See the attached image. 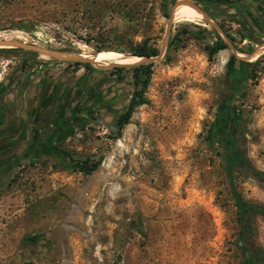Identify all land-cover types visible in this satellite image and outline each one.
<instances>
[{"label":"rangeland","instance_id":"obj_1","mask_svg":"<svg viewBox=\"0 0 264 264\" xmlns=\"http://www.w3.org/2000/svg\"><path fill=\"white\" fill-rule=\"evenodd\" d=\"M177 1L0 0V41L109 58L97 63L101 70L0 48V83L7 91L14 94V80L45 72L67 83H103L99 90L114 93L121 106L136 70L107 66L124 65L117 59L132 58L141 45L158 56L172 14L160 60L143 67L145 103L134 107L119 133L114 120L122 109L90 105L87 122L80 127L75 118L73 133L59 139L71 160H98L94 171L79 173L70 161L48 155L52 161L45 157L1 176L0 264H242L246 251L264 256V218H246L240 236L224 171L229 149L252 171L264 172V53L242 62L247 67L233 64L236 74H248L234 92L225 66L231 50L225 46L208 58L215 32L201 18L175 16L190 9L172 11ZM208 11L237 56L248 57L264 42L245 13ZM185 28L203 29L204 37ZM226 104L235 146L209 133ZM232 184L244 201L264 208V184L252 173L236 169Z\"/></svg>","mask_w":264,"mask_h":264},{"label":"crops","instance_id":"obj_2","mask_svg":"<svg viewBox=\"0 0 264 264\" xmlns=\"http://www.w3.org/2000/svg\"><path fill=\"white\" fill-rule=\"evenodd\" d=\"M90 83H67L45 72L11 83L14 94L6 89L0 95V178L12 167L47 158L53 145L70 132L65 130L70 122L86 115L83 89ZM94 85L104 88L103 83Z\"/></svg>","mask_w":264,"mask_h":264},{"label":"trees","instance_id":"obj_3","mask_svg":"<svg viewBox=\"0 0 264 264\" xmlns=\"http://www.w3.org/2000/svg\"><path fill=\"white\" fill-rule=\"evenodd\" d=\"M193 3L196 5L202 6L203 10H207L209 8H219V7H225L227 9H231L235 12L236 16H242L243 13L246 14L248 18L256 17L255 15H252L253 13L249 11V9H254L255 11H259L260 9L262 12H264V0H191ZM253 11V12H255ZM255 14V13H254ZM229 19H232V16H228ZM260 22V19L258 17V20H255V25L258 26ZM237 23L242 25L243 27L245 26V23L241 20H238ZM199 32L202 34L205 33V30L199 29V28H194V29H184V33L191 35L193 37H199L203 38V35H199ZM214 37L216 39V42L214 43L213 46L210 44L207 46V57L210 58L212 57L215 53L218 51H221L225 49V45L222 42V40L217 36L216 33H214ZM230 41L231 38L226 36ZM155 51L154 50H146L143 45L141 46H136L134 52L131 54L132 57H153L155 56ZM255 63V62H254ZM233 64H238L239 66H248L249 63H242L239 61H235L233 56H230L225 64L227 67L226 69V77L230 82V85L234 87V92H237L240 88V86L245 83V81L248 79V74L244 70L241 73L236 74L234 71V65ZM75 65H83V66H88V64H77ZM238 66V67H239ZM143 67H148L147 65H138L131 67L135 71V75L133 78V94L131 98L129 99L126 108L124 111L118 115L115 121V131L116 134L119 133L120 129L122 126L126 125L128 123V119L130 117V114L132 113L134 107L139 106L144 104V99L142 98V93L143 89L147 85V76L148 72L143 69ZM122 68H118L117 70H121ZM224 116L220 117L218 116L213 124V126L210 128L209 133H211L215 138L221 141H226L225 143L230 146H235V141H234V135L229 130V125L230 121L232 120L233 113L232 111L230 112V109L228 108V104H226L224 108ZM87 122V118H82L81 119V126L82 127L85 123ZM227 129V130H225ZM227 131L226 134L224 135L223 132ZM73 132L70 130L67 134L63 135L61 138L64 140L68 135H71ZM60 140V141H62ZM60 141H57L53 147H52V152L49 153V156H54L56 158L57 163H63L70 161L71 164L73 165V169L79 173L82 174H89L92 171H94L97 166L99 165V161H90L89 157L85 158L82 161L76 162L71 160L70 155H68L66 152L63 150L59 149V143ZM236 169H242L244 173H252L253 177L260 183L264 184V172H258V171H252L249 165H244L242 163L241 158L239 157L238 154L233 152L232 150L227 149L226 150V158H225V175L227 177L230 191L233 197V202L234 206L237 209V214H238V220L240 222V236L243 238V236L246 235V232L244 231L245 226L243 224L244 220L248 218L249 216L253 215H259L264 218V208L261 206H257L254 204H250L246 201H244L240 194L236 191L234 185L232 184V176L234 174V171ZM27 240V238H25ZM261 259H264L263 254H251L250 252L246 251L244 254V259L242 264H260Z\"/></svg>","mask_w":264,"mask_h":264},{"label":"water","instance_id":"obj_4","mask_svg":"<svg viewBox=\"0 0 264 264\" xmlns=\"http://www.w3.org/2000/svg\"><path fill=\"white\" fill-rule=\"evenodd\" d=\"M181 6H187L191 10H193L195 13L199 14L201 19L209 25L212 30L217 34V36L222 40V42L225 44L226 47H228L235 60L239 62H248L249 60L253 59L256 55L264 51V42L261 43L257 48L254 49V52H252L248 57H239L235 54V50L232 48L230 45L229 41L227 40V37L222 33L220 30L219 26L214 22V20L211 18V16L208 14L207 11L203 10L202 8L199 7V5H196L193 2H188L185 0H180L177 2H174L172 11L178 9ZM171 19H172V14L169 16L167 26L165 28V33L163 36V41L161 45V50L158 54V56L151 58V57H132V58H138V62L133 63L131 65L133 66H138V65H145V64H150L152 62H158L166 48L167 45V38L170 30V24H171ZM0 48H10V49H22V50H28L30 52H34L37 55H42L46 56L48 58L58 60V61H64V62H70V63H77V64H91L93 66H96L100 68L101 70L104 67H100L95 63L96 57H85L82 55H75V54H68V53H63L57 50H49V49H43V48H37L34 46H29L25 45L22 43H17V42H5V41H0ZM120 66H130V65H122V64H111L107 66V68H118Z\"/></svg>","mask_w":264,"mask_h":264},{"label":"flooded vegetation","instance_id":"obj_5","mask_svg":"<svg viewBox=\"0 0 264 264\" xmlns=\"http://www.w3.org/2000/svg\"><path fill=\"white\" fill-rule=\"evenodd\" d=\"M254 9H251V10L249 9V11H251L253 13L252 15H255L256 17L252 16L251 18H249V21H251L255 25L254 22H255V20H258V17H259L260 22H259V25H258L257 33H259L260 35L264 36V12H262L261 9L259 11L258 10L255 11ZM229 10H231V9H229ZM205 11H207L208 14L211 16V13L208 11V9L205 10ZM253 11H255V12H253ZM3 83L4 82L0 83V95H2L3 93L6 92L5 85ZM84 88H86L85 90L83 89V92H84L83 94H85V101L87 103V106H84V113H82V114H90V111H89L90 105H94V106H97V105L102 106L103 105L102 109L104 110V112L108 111L109 109H113V108H116L117 109L116 111H120L122 109L119 113H117L115 115V117L117 118L118 115L121 114L124 111L129 99L131 98V96L133 94V89H132L131 93L129 94V97H128L127 101H126V105L121 106L120 103L116 102L117 100L115 99V94L114 93H112L110 95H107V94H105L104 91L99 90L100 88H97L92 83L88 84L87 86H84ZM106 103H108L107 106L104 105ZM118 108H120V110ZM83 118H86V115H84ZM116 118L114 120V124H115ZM72 123L73 122H70V125ZM68 129H70V128L68 127L65 130H68ZM65 130H62V131H65Z\"/></svg>","mask_w":264,"mask_h":264},{"label":"bare ground","instance_id":"obj_6","mask_svg":"<svg viewBox=\"0 0 264 264\" xmlns=\"http://www.w3.org/2000/svg\"><path fill=\"white\" fill-rule=\"evenodd\" d=\"M186 8V7H185ZM175 16H177V17H180V18H183V19H185L186 21H188V22H196V21H199L200 20V15L199 14H197V13H195L193 10H191V9H189V10H186V11H181V12H178V13H176L175 14ZM261 53H264V51L263 52H261ZM260 53V54H261ZM259 55V54H258ZM258 55H256V56H258ZM255 56V57H256ZM45 57V56H44ZM86 57V56H85ZM96 57V59H95V63H104V62H106V61H108L109 60V58H107V57H105V56H95ZM239 57H240V55H239ZM254 57V58H255ZM253 58V59H254ZM45 59V58H44ZM125 59V60H124ZM252 59V60H253ZM47 60V59H46ZM117 60H123V61H121L124 65L125 64H133V63H136V62H138V58H120V59H117Z\"/></svg>","mask_w":264,"mask_h":264}]
</instances>
